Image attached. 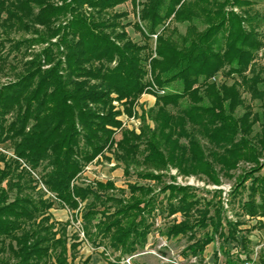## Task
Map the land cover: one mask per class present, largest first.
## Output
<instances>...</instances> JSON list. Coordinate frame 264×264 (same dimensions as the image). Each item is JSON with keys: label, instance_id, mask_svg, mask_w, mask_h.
Wrapping results in <instances>:
<instances>
[{"label": "trees", "instance_id": "16d2710c", "mask_svg": "<svg viewBox=\"0 0 264 264\" xmlns=\"http://www.w3.org/2000/svg\"><path fill=\"white\" fill-rule=\"evenodd\" d=\"M125 1L0 0V45L17 31L34 35L21 43L49 44L25 63L18 79L0 86V143L15 138L16 155L0 153V253L9 239L18 259L0 257V264H72L69 251L80 242L68 247L67 225L58 228L52 220L54 202L43 194L33 199L22 193L29 172L23 164L35 169L44 161L51 167L44 184L59 201L72 210L85 202L83 230L88 239L96 235L98 246L108 241L114 251L133 254L148 241L149 217L164 207L169 215H183L166 235L187 236V249L194 255L222 237L240 251L228 264L253 261L252 241L241 233L250 230L239 227L243 220L224 216L221 189L216 201L206 200L190 186L173 179L165 183V177L175 168L220 184V174L232 177L239 161L253 163L238 175L229 201L238 200L242 216L264 218V65L256 62L264 47V15L254 7L258 0L143 1L140 18L146 37L159 33L157 55L151 59L155 79L171 91L158 95L149 109L154 126L146 123L140 133L122 129L116 140L121 121L114 101L126 99L131 105L147 87L146 47L131 40L121 24L126 13L111 14ZM177 24H187L185 32ZM225 67L229 77L240 80L212 81ZM242 92L261 101V110L253 112ZM240 107L244 110L237 115ZM12 112L15 118L8 122ZM257 121L260 130L254 131ZM113 147L125 174L135 168L142 179L163 185L165 206L151 184L130 183L127 194L112 180L96 186L75 183L87 164ZM257 225L264 228L261 219L250 228ZM257 264H264V249Z\"/></svg>", "mask_w": 264, "mask_h": 264}, {"label": "rangeland", "instance_id": "374dc122", "mask_svg": "<svg viewBox=\"0 0 264 264\" xmlns=\"http://www.w3.org/2000/svg\"><path fill=\"white\" fill-rule=\"evenodd\" d=\"M145 0H127L123 3L116 5L111 14L113 13H126V15L120 19L122 25H126L125 30L129 37L134 42L140 45H144L146 48L142 52L144 58V67L146 70L145 81L147 87L144 93L137 99L133 104H128L126 99L115 100L114 106L119 111L117 118L121 121V127L117 130L116 140L121 138L122 129L134 130L137 133L141 132L144 124L148 123L154 126V122L149 118V109L154 107L157 101L158 95H164L171 91L169 87H161L156 79L152 69L151 59L157 55V38L159 33L151 34L150 38L146 37L145 24L140 18V11L142 8V2ZM255 9L262 12L264 15V0H258ZM233 9L235 12H239L236 7H228ZM89 11V9H88ZM71 18V15L67 17ZM67 19L63 21L66 22ZM59 22H57L58 24ZM139 23L141 29L139 30L136 24ZM181 32H185L187 24H177ZM43 29V27H40ZM264 33V26H263ZM147 33V32H146ZM31 33L17 31L12 34V40L5 42L4 45H0V86L8 82L18 79V77L25 71V63L29 61L36 52H40L43 48L48 46V43L30 45L29 42L21 43L22 39H28L33 37ZM53 38L52 41H56ZM256 62L260 65H264V47H262L256 57ZM116 62L112 65L114 66ZM228 67L221 70L212 81L221 83L223 81L231 84L234 79L240 80L238 77L233 78L227 75ZM248 73V71H247ZM144 95H148L145 96ZM116 97V94H113ZM245 104L251 106L253 112L261 110L259 106L261 101L251 100L250 95L246 92H242ZM172 111H177V107L172 105L169 106ZM244 108H237L236 114L239 115L243 112ZM16 113L12 112L8 116V122L14 120ZM260 130L259 122L257 121L254 125V131ZM14 141L15 138L9 139L3 143H0V153L6 154L7 157H16L14 154ZM183 142H187L185 138ZM207 142V140H204ZM113 147L112 150H107L104 154L99 155L95 161L87 164L79 177L75 180L76 184L81 185H93L96 186L97 181H108L112 180L120 189H125L129 194V184L133 182H139L144 184H151L155 188V191L159 195V198L163 200V206L166 205V198H163L165 194L160 193L162 184L142 179L139 176L138 169H131L129 174H125V165L123 162L116 159L114 155ZM263 159L260 158V161ZM0 165L3 162L0 161ZM254 164L244 161H239L236 169H233L232 177L224 176L220 174L221 183L216 184L202 174H190L183 175L178 172L177 169L171 168L167 172L165 177V183L171 182L173 179L175 183L181 186H190L198 194L199 197L206 200L216 201L219 197L217 190L223 191L222 199L225 205L223 212L224 216L229 219H241L244 221L239 227L241 229H249V232L242 230V234L246 235L252 241L253 253L252 258L254 259L253 264H257L258 252L264 249V228H250L256 224L257 219H261L264 222V218L260 217L257 219H249L248 216L240 215V209L238 207V200L230 202V192L233 190V185L238 178L239 174H242L245 170L250 169ZM29 171L23 180V195L29 196L33 199H38L42 194L44 197H49L54 202L53 207L50 209L52 220L57 223V227H63L67 225V236L69 237L68 247L72 241H79L80 244L69 251L70 262L72 264H228V259L235 258V255L239 254V247H235L234 241H227L224 238L217 237L206 248L203 254L194 255L191 250L187 249L189 241L187 236H179L176 238H169L166 235L168 227L175 221H181L183 215L178 212L177 214L169 215L168 211L164 207L156 209L151 216L149 221L152 223L151 232L148 237V241L145 246H139L133 254L122 255L121 251H114L108 241H105L103 245L98 246L95 242V234H92L91 239L86 238L82 220V214L86 212L85 202H81L80 206L76 210L70 209L67 205H64L59 201L56 193L50 191L44 184V174L51 168L47 161H44L38 168L32 169L27 164H23ZM176 178H173V177ZM247 181L246 183H248ZM6 184V182H4ZM114 192H120L118 190ZM246 193H243V199L246 197ZM12 194V193H11ZM14 194V193H13ZM109 205V204H107ZM103 209V206H99ZM98 219L94 220L96 223ZM91 233L96 231L94 224L89 226ZM203 231L198 236L201 237ZM77 238V239H76ZM239 239V235H238ZM10 240H6V250L0 253V257L8 262H16L18 259L10 251L8 244ZM75 255V259L71 260V256ZM217 254V257H216ZM132 257L130 262L126 259ZM163 257H169L170 259H176L172 261H164ZM240 258H244L242 253ZM177 262V263H174Z\"/></svg>", "mask_w": 264, "mask_h": 264}, {"label": "built area", "instance_id": "2783aa9c", "mask_svg": "<svg viewBox=\"0 0 264 264\" xmlns=\"http://www.w3.org/2000/svg\"><path fill=\"white\" fill-rule=\"evenodd\" d=\"M131 258H132V257H128L126 260H127L128 262H130ZM163 260L167 262V261H172V260H176V259H170L169 257H163ZM253 262H254V259H253V261H251V262H250V261H247V262H245L244 264H253ZM174 263H177V262L174 261ZM177 264H178V263H177Z\"/></svg>", "mask_w": 264, "mask_h": 264}, {"label": "crops", "instance_id": "0c3cea01", "mask_svg": "<svg viewBox=\"0 0 264 264\" xmlns=\"http://www.w3.org/2000/svg\"><path fill=\"white\" fill-rule=\"evenodd\" d=\"M145 96H148V95H144V97H145Z\"/></svg>", "mask_w": 264, "mask_h": 264}]
</instances>
